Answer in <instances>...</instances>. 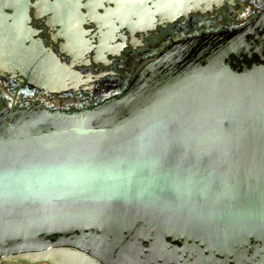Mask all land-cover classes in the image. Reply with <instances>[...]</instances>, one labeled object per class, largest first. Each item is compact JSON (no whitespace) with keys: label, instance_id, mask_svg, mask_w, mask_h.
Masks as SVG:
<instances>
[{"label":"water","instance_id":"water-1","mask_svg":"<svg viewBox=\"0 0 264 264\" xmlns=\"http://www.w3.org/2000/svg\"><path fill=\"white\" fill-rule=\"evenodd\" d=\"M118 1L105 17L132 36L241 7ZM2 11L0 76L46 95L99 78L75 70L79 55L20 53ZM79 104H0V264H264V9L174 42L122 93Z\"/></svg>","mask_w":264,"mask_h":264},{"label":"flooded vegetation","instance_id":"flooded-vegetation-1","mask_svg":"<svg viewBox=\"0 0 264 264\" xmlns=\"http://www.w3.org/2000/svg\"><path fill=\"white\" fill-rule=\"evenodd\" d=\"M118 3V0H0L2 25H6L12 38L22 42L23 46L17 48L20 53L42 55V45L67 64L72 62L70 54L79 55L83 58L74 61L78 65L75 70L99 77L87 84L86 87H92L90 90L88 87L46 95L19 73H7L0 76V104L14 109H30L40 104L54 110L70 109L61 105L68 100H80L77 108L97 105L123 92L141 60L163 53L174 42L190 36L244 26L264 9V0H236L240 8L225 4L217 12L191 15L187 20L179 18L147 35L132 36L128 30L119 29L114 17H105V10ZM61 45L69 46L61 48ZM8 49L2 48V52Z\"/></svg>","mask_w":264,"mask_h":264}]
</instances>
